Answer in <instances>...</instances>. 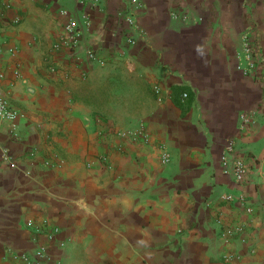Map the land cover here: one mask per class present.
Masks as SVG:
<instances>
[{"label":"crops","instance_id":"1","mask_svg":"<svg viewBox=\"0 0 264 264\" xmlns=\"http://www.w3.org/2000/svg\"><path fill=\"white\" fill-rule=\"evenodd\" d=\"M0 96V264L43 243V264H264V0H0Z\"/></svg>","mask_w":264,"mask_h":264},{"label":"built area","instance_id":"2","mask_svg":"<svg viewBox=\"0 0 264 264\" xmlns=\"http://www.w3.org/2000/svg\"><path fill=\"white\" fill-rule=\"evenodd\" d=\"M91 4H96L98 0H88ZM133 3L137 4L138 6H142V0H132ZM8 6V5H7ZM63 14H65L68 18L67 22L64 26V32L61 35L58 42L55 44V48L57 50L62 49H69L71 52L77 53L80 46V40L82 36V30L80 27L79 22L73 17L68 14L65 10H61ZM17 20V19H16ZM127 22L130 25L135 24V20L132 16L126 17ZM89 19L86 18V23L89 24ZM128 43H134L135 37L134 35L128 36L127 39ZM12 54L16 53L15 48H11L9 50ZM78 56V55H77ZM243 57L250 61L248 64V69H252L255 65L254 60L252 58V51L251 47L247 43V40L244 41L243 47ZM78 60L80 57H77ZM86 58L89 62L104 64V61L100 58L98 52L93 48L86 49ZM16 74H19V69L16 70ZM19 118V112L17 108H15L6 98L0 96V119L9 122L13 128L16 127V122ZM241 119L244 123L251 120V116L243 113L241 115ZM123 136L131 135L135 137H140L145 141L149 140V133L147 132L146 128L143 125L138 126L136 129H130L122 132ZM233 151V142H229L226 152H224L223 156L221 157V162L224 168V172L233 176V178L238 181L242 182L246 178V165L243 160L235 158L232 156ZM106 155H102V159L106 160ZM161 158L163 162H169L171 159V154L165 148H162ZM224 200H232L233 196L231 194L221 196ZM246 211L251 213L253 208L251 206H247ZM28 224L30 226L33 225L32 221H29ZM47 224V220H43L42 227L44 229L45 225ZM35 229L37 231H41L40 226H36ZM246 229L244 223H237L231 226H225L223 229L222 235L226 239L232 238L234 235L242 234ZM57 232L56 228L51 229L48 233L49 240H53L55 234ZM16 258L21 257L27 264H43L45 260L49 258L48 246L47 244H40L33 252H23L20 254L14 255ZM226 258L233 259L238 258L239 255L235 253H229L225 255Z\"/></svg>","mask_w":264,"mask_h":264}]
</instances>
